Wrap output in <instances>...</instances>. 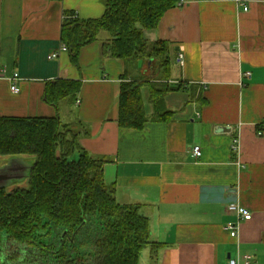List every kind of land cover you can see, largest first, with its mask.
<instances>
[{"label":"crops","instance_id":"obj_1","mask_svg":"<svg viewBox=\"0 0 264 264\" xmlns=\"http://www.w3.org/2000/svg\"><path fill=\"white\" fill-rule=\"evenodd\" d=\"M181 1L144 31L148 43L168 45L170 73L160 80L153 59L129 64L106 55L108 33L72 64L62 42L65 12L99 19L106 0H0V118L69 125L90 156L107 161L105 182L118 203L149 218L151 240L162 246L158 264H264V0ZM59 80L78 82L80 91L50 103L48 89ZM125 82L142 85V130L119 123ZM152 83L182 88L163 94L166 121L151 100ZM231 204L253 216L241 221L238 238L227 230L238 223ZM152 253L145 249L140 264H153Z\"/></svg>","mask_w":264,"mask_h":264},{"label":"trees","instance_id":"obj_2","mask_svg":"<svg viewBox=\"0 0 264 264\" xmlns=\"http://www.w3.org/2000/svg\"><path fill=\"white\" fill-rule=\"evenodd\" d=\"M179 2L106 0L104 16L91 20H81L66 11L62 42L72 64L78 66L82 49L108 33L111 39L105 47L106 55L129 64L158 59L166 69L161 78L167 73V80L168 45L148 43L144 31L157 29L164 15ZM80 87L78 82L59 80L50 85L48 101L74 99ZM181 89L152 83L151 100L161 121L168 119H163V94ZM147 122L142 85L123 83L121 127L142 130ZM0 156L32 160L28 189L7 193L0 188V234L5 233L8 242L23 247L26 264H140L147 248L152 249L153 264H158L162 246L151 240L149 218L138 206L118 203L114 190L105 182L107 161L90 156L81 146L79 135L59 118H0ZM38 253H43L45 262L37 259ZM15 255L22 256L19 252ZM18 260L15 264H20Z\"/></svg>","mask_w":264,"mask_h":264},{"label":"rangeland","instance_id":"obj_3","mask_svg":"<svg viewBox=\"0 0 264 264\" xmlns=\"http://www.w3.org/2000/svg\"><path fill=\"white\" fill-rule=\"evenodd\" d=\"M148 61H150L151 59H146ZM152 66L154 68V71L157 72L159 74V79L161 78V73H162V67H161V64H160V60L156 59V60H153L152 61ZM166 71V69L163 70V72ZM167 73H164L163 76L161 79L164 80L165 78V75ZM12 158H9V157H2L0 156V169H3L5 168V166L7 164H9V162L11 161ZM28 165L31 166L32 165V160L31 161H28ZM30 175V171H28V176ZM29 188V177H24V178H16L14 180H12L10 183L6 184L5 186V190L7 193H11L15 190H18V189H28ZM0 243L2 244L3 243V249L4 250V254H3V259H2V262L1 264H15V262L18 260V263L20 264H26V253L22 252L23 250V247L22 246H19L18 244H12L10 242H8V237L5 233L3 234H0ZM17 249H19L17 251ZM15 252H19L21 253L22 256H17L15 255ZM14 254V256H12ZM38 258L37 259H40L42 260V263L43 261L45 262V259L46 257L43 255V253L39 254L38 253ZM145 257V256H144ZM30 264V262L28 263ZM36 264V263H34ZM45 264H49L48 263H45Z\"/></svg>","mask_w":264,"mask_h":264},{"label":"built area","instance_id":"obj_4","mask_svg":"<svg viewBox=\"0 0 264 264\" xmlns=\"http://www.w3.org/2000/svg\"><path fill=\"white\" fill-rule=\"evenodd\" d=\"M183 1L179 2L178 6H182L183 5ZM244 10L248 11L249 7H247L246 5L244 6ZM58 57V54H54L53 58ZM181 61L183 63L184 60V56L181 55L180 56ZM247 77H251V73H247L246 74ZM9 80L12 82V87H11V91L15 94L20 92L19 86H18V82L20 80V77L18 74H13L11 77H9ZM264 124H262V128L260 127V132L259 135L263 136L264 132ZM232 150L234 153L238 154L239 150H240V139L236 138L233 141L232 144ZM193 156L196 159H199L202 156V149L201 147L197 146L193 149ZM228 210L230 213H233L237 216L238 218V223H229L227 225V230L230 232V235L232 238H238L239 237V233H240V223L241 221H250L252 220V213L245 207L239 205V204H231L228 206ZM228 264H240L238 260L236 259H230Z\"/></svg>","mask_w":264,"mask_h":264},{"label":"water","instance_id":"obj_5","mask_svg":"<svg viewBox=\"0 0 264 264\" xmlns=\"http://www.w3.org/2000/svg\"><path fill=\"white\" fill-rule=\"evenodd\" d=\"M30 170L31 166L28 165V162L19 158H12L5 168L0 169V188L5 189L6 184L16 178L29 177L28 171Z\"/></svg>","mask_w":264,"mask_h":264},{"label":"flooded vegetation","instance_id":"obj_6","mask_svg":"<svg viewBox=\"0 0 264 264\" xmlns=\"http://www.w3.org/2000/svg\"><path fill=\"white\" fill-rule=\"evenodd\" d=\"M0 241H1V239H0ZM4 250H5V249H3V243H2V244L0 243V264H1L2 259H3V257H4V256H3V254H4V253H3Z\"/></svg>","mask_w":264,"mask_h":264}]
</instances>
